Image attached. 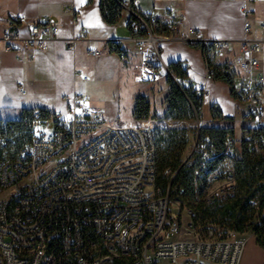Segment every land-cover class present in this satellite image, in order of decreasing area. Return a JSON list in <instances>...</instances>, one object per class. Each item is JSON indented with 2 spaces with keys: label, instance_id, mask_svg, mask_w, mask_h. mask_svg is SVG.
<instances>
[{
  "label": "built area",
  "instance_id": "1",
  "mask_svg": "<svg viewBox=\"0 0 264 264\" xmlns=\"http://www.w3.org/2000/svg\"><path fill=\"white\" fill-rule=\"evenodd\" d=\"M130 32L107 39V51L126 60L129 46L141 54L135 65L140 81L156 82L171 76L179 79L164 60L162 45L181 42L197 47L205 64V82L215 80L217 57L234 52V62L243 72L235 99L243 107L242 132L252 150L264 152V74L258 54L264 43L250 36L252 23L244 22L240 39H211L198 28L185 29L170 0H152L144 10L142 0H117ZM66 5V10L74 11ZM158 10L160 13H158ZM85 29V28H84ZM82 37H72L67 47L76 51ZM60 25L44 15L28 21L0 16V45L21 54L47 51L57 38ZM93 57L103 49L89 46ZM187 73L182 84L192 86L204 103L209 90L195 87L189 75L191 64L182 61ZM223 71H229L227 68ZM84 80L88 76H83ZM76 83V79H75ZM65 114L49 118L39 110L22 113L15 120L30 123L29 140L15 157L0 160V185L7 191L0 202V260L2 264H240L252 231L230 227L203 231L197 202L225 201L234 194L236 180L229 157L235 138L226 142L223 163L211 167L221 152L201 142L205 126L202 112L191 105L197 122V140L183 164L195 162V184L202 194L187 199L184 188L174 193L177 171H164L169 178L163 188L157 184V135L139 123L109 122L93 99L74 87L64 97ZM12 127V126H11ZM0 143L13 140L1 124ZM257 130H263L256 136ZM13 142V141H12ZM182 164V165H183ZM250 204L258 208L259 201Z\"/></svg>",
  "mask_w": 264,
  "mask_h": 264
},
{
  "label": "crops",
  "instance_id": "2",
  "mask_svg": "<svg viewBox=\"0 0 264 264\" xmlns=\"http://www.w3.org/2000/svg\"><path fill=\"white\" fill-rule=\"evenodd\" d=\"M143 2L144 0L141 6L144 10L152 8V0L148 5L150 8L143 6ZM169 2L177 11L179 20L183 22L186 30L198 28L206 38H243L245 36L243 26L247 19L253 27L249 35L263 36L260 24L264 22V0H170ZM66 5L73 6L74 11L66 10ZM100 5L101 0H0L2 17L35 21L44 15H50L60 25L57 38L51 42L50 48L47 51L34 52L32 58L29 52H24L21 54V59H18L17 53L8 51L0 45V119H16L24 109L47 108L53 114H62L56 105L57 101L63 102L64 97L72 93L75 86L79 90V83L85 87L91 77L94 78L93 82L99 84L105 81H115L120 84L119 87L123 92L120 111L116 116H106L109 122L143 121L135 119L133 115L135 97L139 93L149 97L152 112L155 111L153 103L155 98L151 95L150 88L153 83L140 81L136 77L135 65L141 62V54L134 46H129L128 58L121 60L117 55L107 51L108 38L127 36L130 32L126 25L125 14L116 24H108L103 19ZM83 29L85 39L79 40L76 51L70 50L67 47L68 40L72 37L81 38ZM89 46L101 48L104 53L93 57L88 53ZM239 49L240 44H237L234 52L214 60L215 65L220 69L229 70L235 88L243 79V72L234 62V55ZM162 53L168 64L178 60L188 61L191 64L189 75L194 79L195 87L202 88L206 85L209 93L203 103V115L204 109L207 108L209 119H212L210 106L217 104L224 115L235 117L234 126L237 122H242L244 107L232 95L230 84L216 79L205 82V64L197 47L176 41L165 42L162 45ZM258 58L259 71L264 74V43ZM83 76H88V79L83 80ZM24 85L28 91L24 90L22 93L29 97L25 98L23 95L16 97L14 93L19 92ZM167 85L162 94L163 113L166 111L163 100L169 87ZM262 99L264 101V92ZM63 110L65 111V101ZM240 264H264V247L259 245L254 235H251L246 242Z\"/></svg>",
  "mask_w": 264,
  "mask_h": 264
},
{
  "label": "trees",
  "instance_id": "3",
  "mask_svg": "<svg viewBox=\"0 0 264 264\" xmlns=\"http://www.w3.org/2000/svg\"><path fill=\"white\" fill-rule=\"evenodd\" d=\"M103 19L108 24H116L123 16V11L117 0H101L100 5ZM215 66V79L223 80L230 84L231 93L235 96V86L232 74L223 71L219 66ZM170 70L179 79L182 88L173 80L171 76L167 77L168 90L164 97L163 104L166 111L162 119L172 120L174 122L187 121L195 118V113L191 102L199 113L202 112L203 103L197 99V92L192 86L187 87L182 84L187 73L182 69V61L178 60L169 64ZM191 101V102H190ZM43 117L49 118L54 114L47 108H38ZM33 109H24L22 113H30ZM212 115L211 126H204L201 130V142L206 148L216 147L221 155L213 161L211 167H216L223 163L228 157L222 153L226 142L230 138H235L234 116H226L217 104L210 106ZM152 114V104L147 95L137 94L135 97L134 117L137 120H147ZM7 122L9 129L6 134L13 137V142L9 141L6 147L0 143V160L3 157H15L21 148L30 138L26 131L30 123L23 120H2L1 124ZM12 126V127H11ZM157 135V184L165 188L169 183V178L164 175L167 168L173 172L177 171L173 186L176 190L184 188L187 199L195 197L196 193L202 194L201 186L195 184V170L198 164L199 155L192 164L184 163L185 152L188 146V138L184 132L178 128L168 126L165 130L154 129ZM263 132L257 130L256 136ZM258 133V134H257ZM243 137L240 147H234L233 154L229 157L231 160L236 187L234 194L228 196L225 201L214 199L211 202L198 201V216L201 220L203 231L209 232L214 228L230 227L238 232L252 231L259 245L264 247V152L252 150L249 143ZM183 164V165H182ZM1 189V185H0ZM257 199L258 208L251 206L250 201ZM0 264H2L0 260Z\"/></svg>",
  "mask_w": 264,
  "mask_h": 264
},
{
  "label": "rangeland",
  "instance_id": "4",
  "mask_svg": "<svg viewBox=\"0 0 264 264\" xmlns=\"http://www.w3.org/2000/svg\"><path fill=\"white\" fill-rule=\"evenodd\" d=\"M150 0H144L143 6L149 7ZM150 8V7H149ZM89 75V74H88ZM167 77L165 76L162 79H159L157 82H152L151 85V95H153V98H155L154 103V112H152L151 117L147 120H143L141 123L145 126L151 127L153 129H162L165 130L168 126L178 128L181 132H184L187 135L188 138V146L185 152V157L189 154L191 148L196 143L197 136H198V130H197V122L194 119L187 120V121H178L174 122L172 120H165L162 119L164 114L161 111V101H162V94L164 91V88L167 85ZM83 79V77H82ZM94 78L91 77V80L88 84L84 86H81L79 83V90L84 92V94L90 96L96 103V105L100 108V110L103 112V115L106 117L108 115L110 116H116L119 114L120 108V101L123 97L122 90L120 89V84H117L115 81H105L103 84L95 83L93 82ZM84 80V79H83ZM168 87V85H167ZM28 91L26 86L20 88L19 92H15L14 95L16 97H20L21 95L26 97H29L28 95H24L23 91ZM58 109H60L62 114H65L64 108V101L60 102L57 101L56 103ZM160 111V112H159ZM202 119L204 121L205 126H211L214 123L212 122V119H209V111L207 108L204 109V115H203V108H202ZM212 116V115H211ZM244 126L243 122H237L235 124V144L237 148L240 147L241 140L243 137L242 127ZM7 191L0 189V202L6 197Z\"/></svg>",
  "mask_w": 264,
  "mask_h": 264
}]
</instances>
